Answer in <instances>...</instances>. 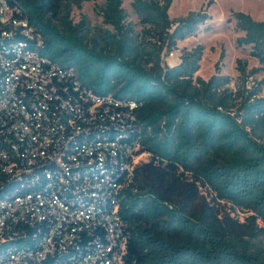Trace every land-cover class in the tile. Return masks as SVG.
Here are the masks:
<instances>
[{
    "label": "trees",
    "instance_id": "trees-1",
    "mask_svg": "<svg viewBox=\"0 0 264 264\" xmlns=\"http://www.w3.org/2000/svg\"><path fill=\"white\" fill-rule=\"evenodd\" d=\"M17 1L43 39L44 56L75 69L95 94L139 105V152L147 160L120 196L125 264H264L257 246L264 233V97L262 84L250 86L264 67V21L234 15L244 34L238 46L249 47L262 68L247 72L238 61L240 84L232 90L230 77L197 76L202 46L180 53L179 43L211 17L172 20L173 0H133L141 34L127 25L123 0H104L102 16L113 31L96 35L85 22L73 23L70 6L97 0ZM172 52L181 60L174 68L164 62Z\"/></svg>",
    "mask_w": 264,
    "mask_h": 264
},
{
    "label": "built area",
    "instance_id": "built-area-1",
    "mask_svg": "<svg viewBox=\"0 0 264 264\" xmlns=\"http://www.w3.org/2000/svg\"><path fill=\"white\" fill-rule=\"evenodd\" d=\"M43 47L19 2L0 0V264H125L139 105L88 90Z\"/></svg>",
    "mask_w": 264,
    "mask_h": 264
},
{
    "label": "rangeland",
    "instance_id": "rangeland-1",
    "mask_svg": "<svg viewBox=\"0 0 264 264\" xmlns=\"http://www.w3.org/2000/svg\"><path fill=\"white\" fill-rule=\"evenodd\" d=\"M133 0H123V8L128 16L127 25H130L137 33L141 34L144 27L132 8ZM71 20L75 25L85 22L89 25L92 35L100 31H113V28L104 22L102 10L105 8L104 0L87 2L80 7L71 5ZM236 13H245L256 21H264V0H173L170 11L172 20L185 19L192 14H206L211 19L199 28L194 36L180 42L178 49L181 52L191 51L199 46L204 48V58L198 77L209 80L213 76L220 75L230 77V88L236 90L240 84L241 74L238 71V61L247 65V72L255 68H262L257 60L250 56L249 47H239L237 41L244 34L239 32L234 19ZM177 55V54H176ZM179 61V56H176ZM217 66L219 69H217ZM262 84L261 96L264 97V67L260 73L251 78V85ZM144 156L140 163L146 161ZM241 221H245L247 215L240 214ZM258 248L264 250V233L257 242Z\"/></svg>",
    "mask_w": 264,
    "mask_h": 264
}]
</instances>
